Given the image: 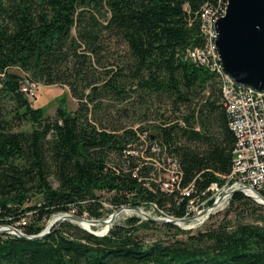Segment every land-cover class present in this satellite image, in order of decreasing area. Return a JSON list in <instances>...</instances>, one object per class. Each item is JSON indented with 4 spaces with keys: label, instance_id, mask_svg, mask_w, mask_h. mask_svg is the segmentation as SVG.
<instances>
[{
    "label": "trees",
    "instance_id": "trees-1",
    "mask_svg": "<svg viewBox=\"0 0 264 264\" xmlns=\"http://www.w3.org/2000/svg\"><path fill=\"white\" fill-rule=\"evenodd\" d=\"M226 2L0 0V225L31 235L72 207L99 217L97 191L113 209L156 201L184 216L187 198L175 205L179 192L159 181L169 159L181 186L222 183L236 137L218 75L187 50L206 45L204 8L220 14ZM27 80L67 85L76 108L45 114ZM232 209L253 221L191 231L131 216L103 236L70 220L40 239L4 232L0 264H264V204L235 192Z\"/></svg>",
    "mask_w": 264,
    "mask_h": 264
},
{
    "label": "water",
    "instance_id": "water-1",
    "mask_svg": "<svg viewBox=\"0 0 264 264\" xmlns=\"http://www.w3.org/2000/svg\"><path fill=\"white\" fill-rule=\"evenodd\" d=\"M214 25L217 32L215 44L224 73L236 86L264 93V0H227L224 14L215 21ZM235 192L244 194L240 188L234 189L228 194L233 195ZM224 195H221L217 201L199 214H196V216L153 217L145 213L137 205H126L113 211L109 215L108 221L112 223L117 214L127 208L143 215L147 220L159 224L171 223L182 227V224L191 222L197 217L209 216ZM245 195L253 198L258 203L264 204V196L260 193H255L254 195L245 193ZM60 218L57 221L58 223L65 219L80 224L83 221L92 223H103L106 221V219H88L69 213H62ZM52 225L48 224L38 234L31 235L25 234L12 225H3L6 226L4 228L0 225V233L6 231L29 239H40L50 232ZM87 230L99 235L97 232Z\"/></svg>",
    "mask_w": 264,
    "mask_h": 264
},
{
    "label": "built area",
    "instance_id": "built-area-1",
    "mask_svg": "<svg viewBox=\"0 0 264 264\" xmlns=\"http://www.w3.org/2000/svg\"><path fill=\"white\" fill-rule=\"evenodd\" d=\"M224 12L225 10H222L220 14L211 13V9L208 8L206 25H201L204 36L206 29H214V46L217 37L214 24ZM204 51V47L195 48L188 55L193 61L197 62V57H204ZM214 61L220 62L217 50ZM228 80L230 98L227 99V102L230 107L231 119L237 131V154L236 158L232 159L231 171L228 175L223 176V183L220 184L219 181H214L204 189L203 196L207 193L211 194V192H215L216 198L213 196L210 198L214 202L219 199V195L228 194V192L237 188L242 189L244 194L249 193L254 195L255 193H260L264 196V93L236 86L229 77ZM23 91L28 94L29 88L25 85ZM156 149L158 150V148ZM158 165L161 166L160 164ZM165 173L166 176L159 179L162 189L167 192H175L176 190L180 194V196L177 195V198L180 200H182L184 194L194 190L192 184L186 186L180 185L181 172L176 160L169 159V165ZM225 196L231 197L232 195H224L223 198ZM200 201L199 199H195V203L188 205L187 214H191L192 212L199 214L202 212L205 209L203 206L206 201L202 200L204 202L199 203ZM219 204L221 203L219 202L218 206H220ZM205 217V215L202 216L203 219Z\"/></svg>",
    "mask_w": 264,
    "mask_h": 264
},
{
    "label": "rangeland",
    "instance_id": "rangeland-1",
    "mask_svg": "<svg viewBox=\"0 0 264 264\" xmlns=\"http://www.w3.org/2000/svg\"><path fill=\"white\" fill-rule=\"evenodd\" d=\"M112 46H114V45H112ZM123 48H125V45L124 44H120V48L119 49H123ZM192 50L193 49H188L187 50V54H189V52L192 51ZM189 58H191V57L189 56ZM111 60H112V58H111ZM32 83H34V82H32ZM32 83L30 81H28V80L26 81V86H29L28 96H29V98L31 100L32 105L36 106V107H41L45 114H49L50 116H53L57 106H60V105L64 106L67 110H74L76 108L78 100L72 96V94L70 92V89L68 88L67 85H63V84H59V83H57V84H44L41 81L40 82L37 81L34 84H32ZM110 113L113 115L112 118H121V121L124 122V123L129 122V120H127V117L119 116L116 113H113V111H111ZM160 175L165 177L166 173L165 172H163V173L161 172ZM222 183H220V184H222ZM53 184L56 185V182L53 181ZM97 193H98V196H99V199H97V200L102 205V207L100 208V209H102V215L99 216V217H89L87 212H84L80 216L88 218V219L89 218H95V219L103 220V219H106L107 217H109V215L113 211L118 209V208L117 209H113L114 208V204L110 203L109 200H106L105 198H103L101 196L102 194H104V193H102V191H99V192L97 191ZM214 194H215V192H211V194L207 193L205 196H202L201 198H196V199L201 200L199 203H202V202L206 201V203H205V205L203 207L207 208L214 202L213 199H210L212 196L216 198V194L215 195ZM109 195H110V193L107 196H109ZM219 197H220V195H219ZM175 198H176L175 199L176 201H174V203H175V205H177L179 203L178 202L179 199L177 197H175ZM230 198L231 197H228V196H225V198H222L219 201L221 203V204H219L220 206H218V204H217V207L215 208V210H213L212 213H210L209 216H206L203 219L202 222L198 223L197 225H194L193 222H196V219H195V221H191V222H187V223L182 224L181 228L187 229V230H191V231H195V230L200 229V228L201 229L205 228L207 225L208 226L209 225H215L218 222H220L222 220H225V219L234 220L235 218H239V219L243 220L244 222L245 221L246 222H252L253 219L250 217V215L247 212L239 211V209H237V210L232 209V211L229 213V215L225 216L226 214L224 212H225V210H226V208L228 206ZM202 200H204V201H202ZM94 201H96V200H94ZM126 205H131V204H122L121 206H126ZM137 206H139L145 213H147L148 215L153 216V217H164L165 214H169L170 213L169 210H168V208H169L168 206H166V207L159 206V204L156 203V201H144L141 204H138ZM186 210L187 209L185 208L184 213L186 214V216L194 215L193 212L191 214H187ZM62 213L76 214V208L72 207L70 209V211H68V212H59V213L52 214L50 217L46 218L43 221L44 228L48 224H50L49 221L55 215L62 214ZM131 216H138V217H140L142 219H146L143 215L138 214L137 212H135V211H133L131 209H127V208L123 209V211H121L116 216L115 220L112 223L109 224V227L107 228V230L105 232H103V233H99L98 236H103V235L107 234L109 229L111 228V226L113 224H122V223H124L127 220V218H129ZM25 220L28 221L29 217H26ZM62 221H64V220H62ZM73 222H75V221H73ZM58 224H59L58 222H55L51 226V228L55 227V226L57 227ZM78 224L82 228H84L80 223H78ZM191 224H193V225H191ZM17 226L18 225H14V227H17ZM99 227L100 226H98V225H94L93 226V230H91V231L98 230ZM4 232H6V231H2L1 233H4ZM94 232H97V231H94ZM144 235H145V237L147 239H154L156 237H159V236L161 237L162 235H166V234L163 231L157 232V231H154V230H147Z\"/></svg>",
    "mask_w": 264,
    "mask_h": 264
},
{
    "label": "bare ground",
    "instance_id": "bare-ground-1",
    "mask_svg": "<svg viewBox=\"0 0 264 264\" xmlns=\"http://www.w3.org/2000/svg\"><path fill=\"white\" fill-rule=\"evenodd\" d=\"M226 4H227V2H226ZM226 4H225L223 10H225ZM207 9L208 8H204V11H202L201 25H206ZM205 38H206V45L204 47V50H205L204 51V57H197V63L207 66L211 71L215 72L218 75V78H219V81H220V86H221L223 104H224L225 110H226L227 115H228V126L233 131V133L235 134V137L237 138V131H236V128L234 126L233 120L231 119L230 107H229V103L227 102V99L230 98V88H229L228 76H227V74L224 73L223 69L221 68V63L219 61H214V59L216 58V50H217L216 44L214 46V29H206L205 30ZM197 48H200V47H197ZM217 53H218V51H217ZM32 84H34V83H32ZM27 87L29 88V86H27ZM236 154H237V143H235V146H234V149H233V157H232V159L236 158ZM192 185H193V183H192ZM203 192H204V190H201L198 193V192H195V189H194L192 192H187L186 194H184V196H182V200L187 198V202H186L185 208L188 209V205H191L192 203H195V199L196 198L202 197L203 196ZM165 215L173 216V215H170V214H165ZM194 216H196V214H194ZM60 217H61V214L55 215L49 221L50 224H54L55 222H57L59 219H61ZM164 217H166V216H164ZM181 217H183V216H181ZM161 218H163V217H161ZM195 219H196V222H193L194 225H197L198 223L203 221L202 217H197ZM195 219L193 221H195ZM81 224L85 228H87L89 230H93V226L94 225H98V226H100L99 229L98 230H94V231H97L98 233H103L109 227L110 222L108 221V217H107L106 221L103 222V223H98V222L97 223H92V222H89V221H83ZM3 225H9V224H3ZM3 225H2V228L6 227V226H3ZM191 225H193V224H191ZM15 228H17V227H15ZM17 229H19V228H17Z\"/></svg>",
    "mask_w": 264,
    "mask_h": 264
}]
</instances>
